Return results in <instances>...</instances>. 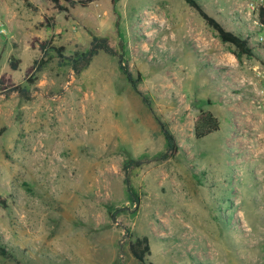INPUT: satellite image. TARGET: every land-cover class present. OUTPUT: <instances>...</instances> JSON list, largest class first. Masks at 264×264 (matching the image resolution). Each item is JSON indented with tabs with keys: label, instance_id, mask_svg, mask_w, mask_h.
<instances>
[{
	"label": "rangeland",
	"instance_id": "rangeland-1",
	"mask_svg": "<svg viewBox=\"0 0 264 264\" xmlns=\"http://www.w3.org/2000/svg\"><path fill=\"white\" fill-rule=\"evenodd\" d=\"M74 1L0 0V74L30 94L0 112V264H140L145 236L146 264H264V58L186 0ZM197 1L247 29L243 0ZM96 37L117 55L77 71ZM201 111L220 130L197 139Z\"/></svg>",
	"mask_w": 264,
	"mask_h": 264
},
{
	"label": "trees",
	"instance_id": "trees-1",
	"mask_svg": "<svg viewBox=\"0 0 264 264\" xmlns=\"http://www.w3.org/2000/svg\"><path fill=\"white\" fill-rule=\"evenodd\" d=\"M57 6H60L61 0H52ZM69 3H75L74 0H65ZM95 0H86L81 1V4H86V2H93ZM186 2L190 5V7L194 8L199 12L202 18L206 21V23L217 33L218 37L227 44L233 46L236 50L237 58H241L246 55L248 57H252L254 55V51L250 46V43L247 38L243 34H237L233 31L228 30L225 25L216 20L214 17L210 16L203 6L197 0H186ZM45 48V45H43ZM100 51H104L110 55H117L113 48L109 47L106 39L94 38L92 48L86 52L77 54L75 57V63H80V65H75L77 71L81 70L82 67H85L90 64L92 58L97 55ZM11 66L13 70H16L17 63L14 61L11 62ZM120 68L127 76L128 81L132 84L134 89L140 94L138 91V84L140 81L136 80L132 73L123 65V62H120ZM33 70V66L30 67L27 71V75L31 73ZM18 91L22 96L27 94L26 90L21 89L19 86L13 83V78L11 74H0V91ZM162 132L165 136L167 143V151L162 155L163 159H169L176 157L180 150L181 146L177 141L174 134L168 129V127L164 124H161ZM220 130V121L217 117L214 116L211 112L201 111L200 115L196 118L195 121V135L197 139L204 138L213 132ZM125 173H126V185L129 187V176L130 169L128 168V164H125ZM129 192H132L131 187L128 188ZM129 250L132 256L140 263L146 264L147 257L151 254V245L149 237H138L135 241L130 242ZM0 254L3 256H7V249L3 247L0 243Z\"/></svg>",
	"mask_w": 264,
	"mask_h": 264
},
{
	"label": "built area",
	"instance_id": "built-area-1",
	"mask_svg": "<svg viewBox=\"0 0 264 264\" xmlns=\"http://www.w3.org/2000/svg\"><path fill=\"white\" fill-rule=\"evenodd\" d=\"M240 18L247 23L243 32L253 51L264 58V0H243L238 8ZM264 96V89L262 90Z\"/></svg>",
	"mask_w": 264,
	"mask_h": 264
},
{
	"label": "crops",
	"instance_id": "crops-1",
	"mask_svg": "<svg viewBox=\"0 0 264 264\" xmlns=\"http://www.w3.org/2000/svg\"><path fill=\"white\" fill-rule=\"evenodd\" d=\"M14 93L11 94V97H7L5 94H2L0 93V112L3 111V107L4 106H7V108L11 107L12 108V111H14L15 107H16V102L18 101H21V98H20V93H16V91H13ZM27 94H29V92L26 90ZM20 94V95H19ZM22 96V95H21ZM36 95L32 94L31 97H35ZM12 97H18V99H12ZM5 99L7 101H5ZM49 99H53L52 97H49ZM35 103L37 105V108L38 107H42V104L41 103H38V101L35 100ZM35 105V104H34ZM29 105L25 104V107L24 108H28ZM34 107V106H33ZM36 107V106H35ZM40 108L36 109L37 112H39Z\"/></svg>",
	"mask_w": 264,
	"mask_h": 264
}]
</instances>
